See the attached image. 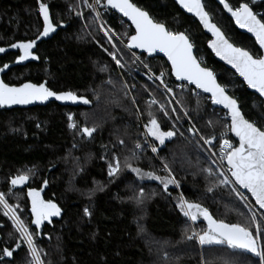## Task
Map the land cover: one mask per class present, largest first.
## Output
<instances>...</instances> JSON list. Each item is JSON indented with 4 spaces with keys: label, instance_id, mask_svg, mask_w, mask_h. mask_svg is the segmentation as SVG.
<instances>
[{
    "label": "trees",
    "instance_id": "obj_1",
    "mask_svg": "<svg viewBox=\"0 0 264 264\" xmlns=\"http://www.w3.org/2000/svg\"><path fill=\"white\" fill-rule=\"evenodd\" d=\"M132 1L169 31L185 33L199 61L215 72L245 118L264 128L262 100L215 59L208 49L210 37L196 20L174 0ZM40 2L48 5L55 31L36 40L43 30L38 0H0V47L36 40L31 51L38 57L19 61L20 50L12 48L0 57V74L11 86L46 83L51 91L72 92L90 103L0 109V193L28 227L43 264H258L252 254L227 245L202 246L189 240L193 230H206L207 222L202 216L192 222L177 207L183 197L199 203L216 220L245 225L254 234L259 226L264 235V224L251 222L253 217L221 184L199 139L191 135L190 123L205 139L230 137L225 112L214 108L206 95L175 82L165 59L137 53L154 73H164L174 99L148 80L144 66L124 46L133 28L112 11L106 9L105 19L119 40L102 34L89 0ZM227 2L233 8L248 3L264 19V2ZM204 4L234 45L262 56L256 42L236 29L219 4ZM69 115L75 128L68 127ZM152 118L161 131L175 135L163 144L149 135V146L144 136ZM84 127L95 128L92 136L80 131ZM117 162L119 172L109 176V165ZM169 171L177 184H169L167 191L159 180L144 175L168 178ZM20 174H27L28 180L11 185ZM30 189L61 209L59 216L45 221L41 237L31 222ZM85 208L90 215L84 214ZM4 212L0 206V264H31L26 243ZM4 248L14 249L13 256L4 257Z\"/></svg>",
    "mask_w": 264,
    "mask_h": 264
},
{
    "label": "snow or ice",
    "instance_id": "obj_2",
    "mask_svg": "<svg viewBox=\"0 0 264 264\" xmlns=\"http://www.w3.org/2000/svg\"><path fill=\"white\" fill-rule=\"evenodd\" d=\"M177 2L188 12L194 13L199 17L203 26L215 37L209 42V47L213 49L216 55L227 64H230L243 77L249 88L255 89L260 96H264V56L254 57L248 50L235 47L229 43L221 30L210 22L209 14L205 11L201 0H177ZM252 2L255 3L256 0H252ZM38 3L40 16L43 18V30L39 33L36 40L46 37L55 31L50 20L48 5L40 2V0H38ZM95 3L100 4L101 0H95ZM104 3L106 7L122 13L134 25L135 35L129 37L127 44L129 49H142L149 55L156 52L163 53L171 63L172 75L178 80H187L205 93H210L213 104L222 105L228 110L227 114L231 119V123L230 126L226 127H229L230 131L238 138V145H233L228 139H223L222 134L221 162H227V171L231 174L232 182L250 192L256 204L261 209H264V128L247 120L239 109L237 101L226 94L224 86L217 83L215 74L200 65L193 56V45L185 33L169 31L164 24L155 22L146 11L131 3L130 0H104ZM220 3L231 13L236 24L252 33L260 48L264 49V19H258L248 3H240L236 8L231 7L226 0H220ZM98 15L99 13H97ZM36 40L11 45L12 48L20 50L19 61H24L28 58L38 59L31 51L36 44ZM3 51L4 49L0 48V52ZM113 59H115V56H113ZM117 64H119L118 60ZM4 67H7V65ZM163 75L164 73L162 72L157 79H161ZM50 97H55L56 100L60 101L70 100L73 102L80 99L85 104L89 103L88 100L77 97L72 92L56 93L51 91L43 83L39 85L24 83L19 87H12L0 81V106L25 105L33 101L43 102ZM68 120V127L75 128L76 125L72 122L73 118L71 115H69ZM80 131L85 136L90 137L95 128L84 127ZM147 134L154 137L160 144L165 142V138H171L175 135L173 131H161L160 125L155 118L149 121ZM205 143H211V141L205 140ZM137 147L140 146L137 145ZM152 151L156 152L157 149L153 147ZM124 166L131 167L127 162H125ZM119 170V162L115 165L110 164L108 175L113 176ZM131 170L137 175L141 174L138 168H132ZM165 170L167 171V165H165ZM144 175L151 179L159 180L164 185L165 191H167L169 184H177V181L171 178L172 174L170 171L168 172V178L154 176L151 172ZM221 175H224V173L221 172ZM28 178L27 174H20L12 178L10 182L13 186L23 185ZM229 182L228 178L222 181L224 184ZM208 191H212V189L209 188ZM28 197L31 200V222L37 228L46 220L50 222L51 217L60 215L61 209L51 200L45 201L41 199L40 192L30 189ZM0 206L5 209L4 215L10 217L13 227L27 244L32 257L31 264H43L28 227L20 220L2 193H0ZM177 207L190 221L195 222L198 217L202 216L207 222V229L200 233L193 230L192 235L187 237L189 240L195 239L202 246L216 244L227 245L231 249H241L258 258V264H264V244L261 243V240H264V235L259 233V226H257V233L254 234L245 225L239 223L229 224L223 220H216L199 203L189 202L183 197L179 198ZM84 214L90 215L87 208L84 209ZM251 222L253 224L256 223L255 217L252 218ZM16 247H20L19 242ZM13 251L14 249L4 248L3 256L12 257ZM253 264H257V262L253 261Z\"/></svg>",
    "mask_w": 264,
    "mask_h": 264
},
{
    "label": "water",
    "instance_id": "obj_3",
    "mask_svg": "<svg viewBox=\"0 0 264 264\" xmlns=\"http://www.w3.org/2000/svg\"><path fill=\"white\" fill-rule=\"evenodd\" d=\"M214 1H215L217 4H219V5L223 8L224 12H225V13H226V14H227V15L233 20V22H234L236 28H237L240 32H242V33L246 34L247 36L251 37V38L254 39V41L257 43L256 38H255V36H254L252 33L248 32L246 29H242V28H240V27L236 24L235 19L231 16V13L228 12V11L224 8L223 4L220 3V0H214ZM263 1H264V0H256L255 3H259V2H263ZM130 2L133 3L132 0H130ZM174 2L176 3V5L178 6V8H179L184 14H186L187 16L193 18L194 20H196V21L200 24V26L202 27L204 33H205L207 36L210 37V41L213 40V39H215V37L212 36V33L209 32V31L203 26V24L200 22L199 17H197L194 13H190V12H188L185 8L181 7V5L177 2V0H174ZM201 2H202V4H203V7H204L205 11L208 12V11L206 10L205 4H204V0H201ZM226 2H227V0H226ZM227 3H228V2H227ZM135 5H136V4H135ZM229 5H230V4H229ZM136 6H137V5H136ZM105 7H106V6H105ZM137 7H139V6H137ZM139 8H140V7H139ZM106 9L112 11V12L115 13V14H117V15L120 16L125 22H127V23L133 28V31H134L133 35H135V27H134V25H132L131 21L128 20L127 17H124V16L122 15V13H120V12H118L117 10L112 9V8H110V7H106ZM142 10H143V9H142ZM144 11H145V10H144ZM146 12H147V11H146ZM147 13H148V12H147ZM254 13H255V12H254ZM148 14H149V13H148ZM208 14H209V13H208ZM255 14H256V13H255ZM49 15H50V14H49ZM149 16H150V14H149ZM150 17H151V16H150ZM151 18H152V17H151ZM209 18H210V22H211V23H214V24H215V25L221 30V32L223 33L224 37L228 40V42L231 43V44H233V43L227 38V36H226L225 33L223 32V30H222V29H221V28H220V27H219V26L213 21V19L211 18L210 14H209ZM257 18L260 19L258 16H257ZM152 19H153V18H152ZM153 20H154V19H153ZM154 21H155V20H154ZM155 22H156V21H155ZM166 28H167V27H166ZM187 37H188V36H187ZM188 38H189V37H188ZM189 40H190V38H189ZM210 41H209V42H210ZM190 42H191V40H190ZM209 42H208V49H209L210 52L213 54V56L215 57V59H216L218 62H220L221 64H223L226 68H228V69H230L231 71H233V72L237 75V77L242 81V83L246 86L247 90H248L249 92H251V93L257 95V96L262 100V102H263V107H264V96H260V94H259L258 92H256L255 89H251V88H249L248 85H247V83L244 81L243 77H241V76L239 75V73H237L236 70H235L230 64H227L224 60H222L219 56H217L216 53L213 51V49L209 47ZM191 43H192V42H191ZM127 44H128V43H127ZM35 45H36V44H35ZM192 45H193V44H192ZM233 45H234V44H233ZM257 45H258V47L260 48V46H259L258 43H257ZM234 46H235V47H238V46H236V45H234ZM0 48H3V49H4L3 52H0V57L12 51V48H7V47H0ZM239 48H240V47H239ZM130 50L134 51L135 53L144 54V55H146L148 58H163V59H165V60L167 61L168 65H169L170 68H171V63L168 61L167 57H166L163 53L156 52V53H153V54L149 55L147 52L143 51L142 49L132 48V49H130ZM260 50L262 51V55L264 56V49H261V48H260ZM192 53H193V56L197 59V61L200 63V65H201L202 67H206V66L202 65V63H201V62L199 61V59L197 58V56H196V51H195V47H194V46H193V48H192ZM206 68H208V67H206ZM208 69L211 70V71L215 74V72H214L212 69H210V68H208ZM171 74H172V72H171ZM172 77H173V79L175 80V82H177V83H179V84H187V85L191 86L192 88H194L195 90H197L198 92H200V93L206 95V96L210 99L211 104H212V106H213L214 108L219 109V110L225 112V114L227 115V117H228V119L230 120V123H231V119H230V117H229L228 114H227V113H228V110L225 109L222 105L213 104V103H212V100H211V94H210V93H205V92H203L202 89H198V88H196L194 84L189 83L187 80H178L174 75H172ZM215 77H216V79H217V83H219L216 74H215ZM0 81H3V82H4V80H3L1 74H0ZM4 83H5V82H4ZM26 83H32V82H26ZM5 84H6V83H5ZM33 84H34V83H33ZM43 84H45V86L47 87L46 83H43ZM219 84H220V83H219ZM37 85H39V84H37ZM220 85H221V84H220ZM9 86H11V85H9ZM19 86H21V85H19ZM19 86H12V87H19ZM56 93H63V92H56ZM226 94L230 96V94L227 92V90H226ZM76 96H77V95H76ZM77 97H80V96H77ZM231 97H232V96H231ZM82 98H84V97H82ZM232 98H233V97H232ZM84 99H86V98H84ZM234 99H235V98H234ZM86 100H87V99H86ZM235 100H236V99H235ZM236 101H237V100H236ZM50 103H57L58 105H60V106H65V107H66V106H69V107H80V106H81V107H86V106H90V103L85 104V103H83L82 100H80V99H78L77 101L73 102V101H70V100L60 101V100H56L55 97H50L48 100L43 101V102H41V101H33V102H31V103H29V104H25V105H20V104L4 105V106H0V109H9V110H12V109H28V108H33V107H37V106H47V105H49ZM237 104H238V107H239V109L241 110L242 114L244 115V113H243V111H242V109H241V105H240V103H239L238 101H237ZM230 134H231V137L237 142V145H238V138L235 137V135H234L231 131H230ZM88 137H89V136H88ZM226 164H227V162H226ZM238 186H239V185H238ZM239 187H240V186H239ZM240 188H241V187H240ZM242 189H243V188H242ZM243 190H244L245 192H247V193L250 195V197L252 198L250 192H248L246 189H243ZM252 200L255 202L254 198H252ZM255 204H256V202H255ZM256 205H257V204H256ZM257 206H258V208L264 213V209H261V208L259 207V205H257ZM44 224H45V221L41 224V226H40L39 228H37V227L33 224L34 228H36V229L38 230V234H39L40 237H41V235H42V231H43ZM1 239H2V235H1V233H0V240H1ZM238 250H240V251L243 252V253H247V252H245V251H243V250H241V249H238Z\"/></svg>",
    "mask_w": 264,
    "mask_h": 264
},
{
    "label": "built area",
    "instance_id": "obj_4",
    "mask_svg": "<svg viewBox=\"0 0 264 264\" xmlns=\"http://www.w3.org/2000/svg\"><path fill=\"white\" fill-rule=\"evenodd\" d=\"M92 7L95 9L96 14L99 13V15L97 17H98V23H99L100 30H101L102 34L107 38H110L113 36L119 40L116 33L109 27V25L105 19L106 7L102 6L101 4H96L95 0H93ZM124 46L136 58V60L139 61L144 66V68L146 70V72L144 73V76L148 80H150L151 82H155L156 84H158L162 88L163 91L168 93L174 99V96H173L168 84L166 83L164 76H162L161 79H157V77H160L161 74H156L152 70H150L148 67H146L143 64V62L138 58L137 53L130 50L127 47V44ZM190 129H191V135L196 136L199 139V144H200L201 148L203 149L204 153L209 157L210 161L212 162L213 166L215 167L216 175L220 179H222V181L225 180L226 178L229 179L230 182L228 184H225V185L231 187V189L234 191L235 195L239 198V200L250 210V212L253 215H255V217L259 221H261L264 224V213L258 208V206L255 204V202L252 200V198L250 197V195L247 192H245L237 184L232 182L231 174L227 171L226 161L221 162L222 153H221L220 148H221L222 139L219 141L213 139V140H210L211 143H205V140H208V139H205L204 137L202 139V136L199 134L196 127L192 123H190ZM229 135H230V137H226L223 139H228L230 143H232L233 145H237V142L231 137L230 133H229ZM144 139H145L146 143L149 146H151V140H150V137L147 133H145ZM221 172H223L224 175H221ZM222 184H224V183H222Z\"/></svg>",
    "mask_w": 264,
    "mask_h": 264
},
{
    "label": "rangeland",
    "instance_id": "obj_5",
    "mask_svg": "<svg viewBox=\"0 0 264 264\" xmlns=\"http://www.w3.org/2000/svg\"><path fill=\"white\" fill-rule=\"evenodd\" d=\"M104 0H101V5L102 6H105V3L103 2ZM92 3H93V0H89V2H88V4H89V8H90V10L93 12V14H94V16L96 17V20H97V23H98V17H97V14H96V11H95V9L92 7ZM98 26H99V23H98ZM99 28H100V26H99ZM154 138V137H153ZM155 139V138H154ZM167 139H169V138H165V141L167 140ZM156 140V139H155ZM157 141V140H156ZM158 143H159V141H158ZM160 144V143H159ZM207 156V155H206ZM207 158L209 159V157L207 156ZM209 161H210V159H209ZM211 162V161H210ZM211 164H212V162H211ZM212 167H213V169H214V171H215V167L213 166V164H212ZM215 173H216V171H215ZM139 176V175H138ZM220 179V178H219ZM220 181H221V184H222V179H220ZM222 185H224V186H227V185H225V184H222ZM228 188H230L231 189V187H229V186H227ZM231 191L234 193V191L231 189ZM234 195H235V193H234ZM235 197L237 198V200L245 207V209L247 210V212H249V214L252 216V217H255V215H253L251 212H250V210L239 200V198L235 195ZM255 220H257V218L255 217ZM258 221V220H257ZM27 245V244H26Z\"/></svg>",
    "mask_w": 264,
    "mask_h": 264
},
{
    "label": "flooded vegetation",
    "instance_id": "obj_6",
    "mask_svg": "<svg viewBox=\"0 0 264 264\" xmlns=\"http://www.w3.org/2000/svg\"><path fill=\"white\" fill-rule=\"evenodd\" d=\"M252 1V0H251ZM264 2V1H263ZM253 3V2H252ZM259 3H261V2H259ZM254 4H257V3H254ZM249 6L251 7V5L249 4ZM252 8V7H251ZM253 10V9H252ZM254 11V10H253ZM227 15V14H226ZM257 16H258V14H256ZM228 16V15H227ZM229 17V16H228ZM259 17V16H258ZM260 18V17H259ZM231 19V18H230ZM232 20V19H231ZM233 21V20H232ZM234 23V22H233ZM235 25V24H234ZM236 27V26H235ZM237 29V28H236ZM238 30V29H237ZM239 31V30H238ZM242 33V32H241ZM242 34H244V33H242ZM246 35V34H245ZM251 38V37H250ZM254 40V39H253ZM257 44V43H256ZM258 46V45H257ZM241 48V47H240ZM259 48V47H258ZM260 49V48H259ZM246 50V49H245ZM261 51V50H260ZM261 53H262V51H261ZM263 56V55H262ZM255 57V56H254Z\"/></svg>",
    "mask_w": 264,
    "mask_h": 264
}]
</instances>
